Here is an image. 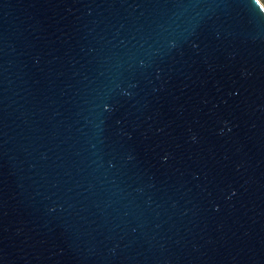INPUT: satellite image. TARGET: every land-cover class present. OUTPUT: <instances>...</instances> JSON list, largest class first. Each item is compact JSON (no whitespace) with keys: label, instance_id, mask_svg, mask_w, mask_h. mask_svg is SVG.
<instances>
[{"label":"water","instance_id":"1","mask_svg":"<svg viewBox=\"0 0 264 264\" xmlns=\"http://www.w3.org/2000/svg\"><path fill=\"white\" fill-rule=\"evenodd\" d=\"M0 264H264L258 0H0Z\"/></svg>","mask_w":264,"mask_h":264},{"label":"rangeland","instance_id":"2","mask_svg":"<svg viewBox=\"0 0 264 264\" xmlns=\"http://www.w3.org/2000/svg\"><path fill=\"white\" fill-rule=\"evenodd\" d=\"M260 2V4L263 6L264 8V0H258Z\"/></svg>","mask_w":264,"mask_h":264}]
</instances>
